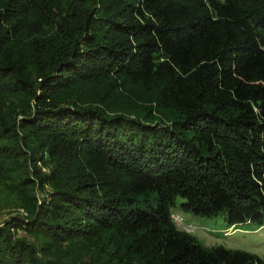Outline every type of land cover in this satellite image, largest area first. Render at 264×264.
I'll use <instances>...</instances> for the list:
<instances>
[{
  "label": "trees",
  "instance_id": "trees-1",
  "mask_svg": "<svg viewBox=\"0 0 264 264\" xmlns=\"http://www.w3.org/2000/svg\"><path fill=\"white\" fill-rule=\"evenodd\" d=\"M3 210L0 264H264L173 220L264 227V0H0Z\"/></svg>",
  "mask_w": 264,
  "mask_h": 264
},
{
  "label": "rangeland",
  "instance_id": "rangeland-1",
  "mask_svg": "<svg viewBox=\"0 0 264 264\" xmlns=\"http://www.w3.org/2000/svg\"><path fill=\"white\" fill-rule=\"evenodd\" d=\"M183 221L193 228L191 232L205 246L215 247L222 246L231 250L244 251L264 259V227L252 231L245 226L239 229H228L224 216L214 219L196 217L180 211ZM19 214L17 211L3 210L0 211V228L11 217ZM22 236V233H19Z\"/></svg>",
  "mask_w": 264,
  "mask_h": 264
},
{
  "label": "built area",
  "instance_id": "built-area-1",
  "mask_svg": "<svg viewBox=\"0 0 264 264\" xmlns=\"http://www.w3.org/2000/svg\"><path fill=\"white\" fill-rule=\"evenodd\" d=\"M173 220L175 221V223L182 229L188 231V232H192L193 228L190 225H187L183 219L181 218L180 215H173Z\"/></svg>",
  "mask_w": 264,
  "mask_h": 264
}]
</instances>
